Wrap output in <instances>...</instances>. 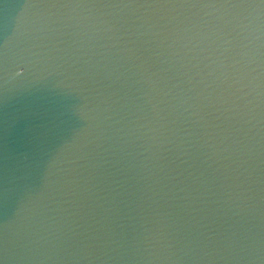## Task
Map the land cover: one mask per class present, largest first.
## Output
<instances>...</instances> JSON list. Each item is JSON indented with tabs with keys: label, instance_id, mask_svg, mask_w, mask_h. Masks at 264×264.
<instances>
[{
	"label": "water",
	"instance_id": "obj_1",
	"mask_svg": "<svg viewBox=\"0 0 264 264\" xmlns=\"http://www.w3.org/2000/svg\"><path fill=\"white\" fill-rule=\"evenodd\" d=\"M0 264H264V0H0Z\"/></svg>",
	"mask_w": 264,
	"mask_h": 264
},
{
	"label": "clouds",
	"instance_id": "obj_2",
	"mask_svg": "<svg viewBox=\"0 0 264 264\" xmlns=\"http://www.w3.org/2000/svg\"><path fill=\"white\" fill-rule=\"evenodd\" d=\"M23 72H24V68L23 67L17 68V70H16V74H20V73H23Z\"/></svg>",
	"mask_w": 264,
	"mask_h": 264
}]
</instances>
